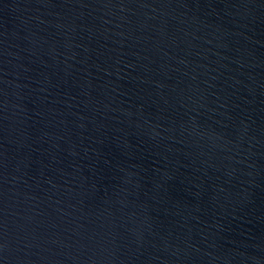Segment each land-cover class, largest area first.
Here are the masks:
<instances>
[{"label":"water","instance_id":"water-1","mask_svg":"<svg viewBox=\"0 0 264 264\" xmlns=\"http://www.w3.org/2000/svg\"><path fill=\"white\" fill-rule=\"evenodd\" d=\"M0 264H264V0H0Z\"/></svg>","mask_w":264,"mask_h":264}]
</instances>
